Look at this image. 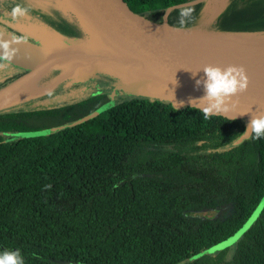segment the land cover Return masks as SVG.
<instances>
[{
    "label": "trees",
    "instance_id": "obj_1",
    "mask_svg": "<svg viewBox=\"0 0 264 264\" xmlns=\"http://www.w3.org/2000/svg\"><path fill=\"white\" fill-rule=\"evenodd\" d=\"M123 1L153 23L169 8L174 28L179 8L194 6L181 30L197 29L204 5ZM240 3L226 0L208 29L264 35V0ZM41 13L71 36L69 19ZM48 97L0 108V252L19 249L24 264H264V138L236 142L244 119L131 96L78 121L108 101L103 92L42 104ZM235 234L231 252V242L211 251Z\"/></svg>",
    "mask_w": 264,
    "mask_h": 264
},
{
    "label": "water",
    "instance_id": "obj_2",
    "mask_svg": "<svg viewBox=\"0 0 264 264\" xmlns=\"http://www.w3.org/2000/svg\"><path fill=\"white\" fill-rule=\"evenodd\" d=\"M74 1L76 3L74 4L83 8L87 14L90 23L85 21L89 24L95 34H93V36L96 38V40L90 41L91 45L89 46L73 47L75 50L74 52L78 53L85 48H97L100 51H104L105 49V59L103 63L94 58L87 59L78 69L83 71L82 74L92 71V75L104 73L115 76L119 81L115 84L112 90L113 92L116 87H123L124 89L127 88L134 93L142 95L139 97L165 100L170 102L173 106H175V103L178 104L182 101L183 106L192 107L189 100L199 99L205 94L203 87V81L206 79L203 71L205 66H218L222 71L229 65L237 66L164 31L161 26H165L172 30L175 29L174 27H170L167 23L169 8L164 12L160 23H153L131 11L123 0ZM198 1L205 2V0H193L183 4L173 5L170 8L194 4ZM225 1L226 0H214V9L216 13L223 6ZM77 11L79 13L78 8ZM72 13L74 18H77L82 30H84L79 19V15L81 16V14ZM81 18L83 17L81 16ZM40 28L44 29V27ZM84 31L86 32V30ZM179 32L196 38L201 36L250 37L252 45H258L256 44L259 42L258 38L264 37V35H235L216 31H214L215 34L211 36L200 35L198 33V26L195 30L180 29ZM0 39L8 40L10 39V35L0 32ZM57 45H63V43L61 42ZM11 47L16 51L14 58L8 63L26 71L21 76L0 87V98L20 86L32 85L33 82L40 79L46 73H50V70L54 68L51 64L40 63V61L48 56L50 49L55 46H49L44 49L41 45H36L29 41H21L20 43L12 44ZM0 54H2V50H0ZM244 70L248 77L247 89L243 92H237L224 101L222 107L226 105L228 107L227 112H221L212 116H223L229 119H244L246 131L252 115L264 113V70ZM61 79L62 78L55 79L54 85ZM196 80L201 81L199 86L196 85ZM121 82L124 83L125 86H121ZM44 84L46 83L44 82ZM139 87H143L145 92L140 93L138 91ZM112 100L113 98L110 94L106 103L102 104L88 115L81 117L78 121L92 117L109 107L113 104ZM196 103L199 104V101ZM9 104L2 103L0 104V108ZM55 129L56 128H47L37 131H24L18 133L17 136L28 137L41 135L52 132ZM245 131L236 142L245 138L250 132L245 133Z\"/></svg>",
    "mask_w": 264,
    "mask_h": 264
},
{
    "label": "rangeland",
    "instance_id": "obj_3",
    "mask_svg": "<svg viewBox=\"0 0 264 264\" xmlns=\"http://www.w3.org/2000/svg\"><path fill=\"white\" fill-rule=\"evenodd\" d=\"M49 1V0H48ZM52 3V6L54 9L60 11L63 14V17L66 19H69L72 22H76L77 18L74 19L72 14L70 12H75L79 15L77 8L75 7V4L73 0H50ZM216 13V10L214 9V0H205L204 6L202 9L201 17L198 23V33L200 35H208L211 36L215 34L214 31L208 29V25L210 24L213 15ZM79 19L82 23V26L84 27V30H82V40L79 44H69L64 43L63 45H57L58 47L64 49L71 48V47H84L91 45L90 41L96 40L95 36H93V31L90 28L89 24L81 18L79 15ZM95 35V34H94ZM242 38H249L250 37H242ZM259 42L256 44L258 45H264V37L258 38ZM69 45V46H66ZM98 46V45H96ZM6 63V62H5ZM8 66L5 68L0 69V80H4L11 76L14 72L17 71V68L8 63ZM53 72L51 71L49 74H51L53 77H50V83L44 84L42 79H38L37 81L33 82L32 85H29V91L32 94L30 97H26L23 99H18L15 101L7 102L5 104L18 102L19 100H26L37 96H43L46 94L47 91H53L52 95L48 98H45V101L42 104L47 103H56V104H62V103H68L71 101H76L82 98H85L91 93L95 92H103L107 99H109V96L111 94L113 100L123 99V98H129L131 96H142L138 93L132 92L130 89L123 88V87H116L114 92L112 91L115 87V84H117V79L115 76L111 74H95L92 75L93 72H85L86 74H82L83 71L80 69L69 71L68 66L63 67H54ZM55 70V71H54ZM48 74V75H49ZM89 74V75H88ZM91 74V75H90ZM48 75L46 77H48ZM66 75V76H65ZM45 77V78H46ZM44 78V80H45ZM62 78L57 84L54 85L55 79ZM121 86H125L124 83H120ZM37 93V94H36ZM41 130V129H38ZM31 131H37V129H32ZM260 203H258L251 213L246 217L244 222L241 225L240 230H243L256 216L259 208ZM238 234V233H237ZM236 234L228 237L225 241H222L218 243L217 245L213 246L211 249L212 252L217 251L220 247V245H223L227 242H233L235 241ZM228 243V251L231 252L233 243ZM219 246V247H218ZM216 247V248H215Z\"/></svg>",
    "mask_w": 264,
    "mask_h": 264
},
{
    "label": "clouds",
    "instance_id": "obj_4",
    "mask_svg": "<svg viewBox=\"0 0 264 264\" xmlns=\"http://www.w3.org/2000/svg\"><path fill=\"white\" fill-rule=\"evenodd\" d=\"M29 9L21 4H16L11 9V17L13 20L25 16ZM194 6L180 7L178 11L179 27L174 30L179 31L187 23L192 22L195 17L193 13ZM26 36L10 35V39H0V69L8 66L5 62H11L15 55V49L11 47L14 43L26 41ZM206 79L203 81L204 96L199 99H190L189 103L192 108H200L205 118L216 115L221 112H227L228 107L224 105V101L237 92H243L248 86V77L242 66L229 65L221 70L218 66L207 65L203 68ZM201 84L200 80H196V85ZM46 95L51 96L52 92L47 91ZM199 101V104L196 102ZM206 105V106H205ZM183 106V102L175 103V107ZM252 133V138H264V113L252 115L245 133ZM0 264H24V258L19 249L16 251L3 250L0 252Z\"/></svg>",
    "mask_w": 264,
    "mask_h": 264
},
{
    "label": "bare ground",
    "instance_id": "obj_5",
    "mask_svg": "<svg viewBox=\"0 0 264 264\" xmlns=\"http://www.w3.org/2000/svg\"><path fill=\"white\" fill-rule=\"evenodd\" d=\"M73 2L75 3L74 0ZM76 6L77 5H75V7ZM77 8L83 19L90 23V20L84 9L78 6ZM161 27L164 31L172 34L176 38L204 49L205 51L217 55L237 66L241 65L244 69L264 70V45H252L249 38L236 36H201L196 38L191 35L172 30L165 26ZM74 51L75 50L73 47L67 48L64 51V49L55 46L54 48L50 49L48 56L41 60L40 63H49L53 67L68 66L69 71H74L80 68L82 63L87 59L94 58L100 60L101 63H103L105 59V49L104 51H100L97 48H85L80 50L78 53H75ZM28 89L29 85H23L10 91L0 98V104L32 96ZM138 91L140 93L145 92L143 87H139Z\"/></svg>",
    "mask_w": 264,
    "mask_h": 264
},
{
    "label": "flooded vegetation",
    "instance_id": "obj_6",
    "mask_svg": "<svg viewBox=\"0 0 264 264\" xmlns=\"http://www.w3.org/2000/svg\"><path fill=\"white\" fill-rule=\"evenodd\" d=\"M240 1V5H243L244 0ZM50 2V0H0V32L8 35L26 36V41L41 45L44 49L49 46H56L61 42L63 43V40L65 39L69 41V44H79L82 40V28L78 21L75 23L72 21L68 22L71 36L63 35V21L59 22V26H52L44 22L45 17L42 16L41 12L50 16L52 15V10L56 13V18L59 16L58 19L63 20V14L54 9ZM16 4H23V6L27 7L29 11L25 16L13 20L10 13L12 7ZM241 8H243V6H241ZM70 13L74 18L73 13ZM40 27H44V29H41ZM16 68L17 71L11 75L14 77L8 82L21 76L26 71L19 67ZM47 74H49V72L43 75L40 79L44 81ZM45 83L48 84L47 82Z\"/></svg>",
    "mask_w": 264,
    "mask_h": 264
}]
</instances>
